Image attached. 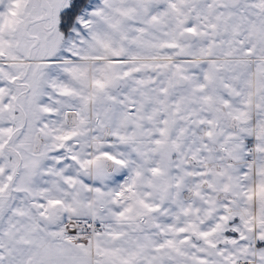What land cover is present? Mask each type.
Instances as JSON below:
<instances>
[{
  "label": "snow or ice",
  "instance_id": "obj_1",
  "mask_svg": "<svg viewBox=\"0 0 264 264\" xmlns=\"http://www.w3.org/2000/svg\"><path fill=\"white\" fill-rule=\"evenodd\" d=\"M0 264H264V0H0Z\"/></svg>",
  "mask_w": 264,
  "mask_h": 264
}]
</instances>
